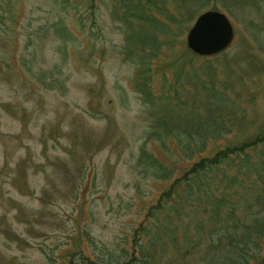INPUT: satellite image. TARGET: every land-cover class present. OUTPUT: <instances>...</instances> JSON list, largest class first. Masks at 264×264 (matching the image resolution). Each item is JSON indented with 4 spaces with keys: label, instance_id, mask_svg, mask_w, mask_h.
I'll list each match as a JSON object with an SVG mask.
<instances>
[{
    "label": "rangeland",
    "instance_id": "rangeland-1",
    "mask_svg": "<svg viewBox=\"0 0 264 264\" xmlns=\"http://www.w3.org/2000/svg\"><path fill=\"white\" fill-rule=\"evenodd\" d=\"M185 1L142 6L161 18L180 15L170 25L174 36H159L172 42L156 54L148 50L154 54L144 60L147 53L125 41L137 21H125L113 0H9L0 51L15 54L29 40L25 54L33 50L35 60L29 69L0 62V264H70L101 256L98 247L122 242L166 188L168 181L145 176L136 165L152 110L135 83L137 62L150 63L157 95L165 87L162 71L169 79L181 77L176 87L184 97L203 93L204 85L226 88L235 107L219 106L232 129L220 144L250 142L264 131V0ZM208 9L228 17L233 38L216 56H198L186 47L185 34ZM57 19L73 39L62 40L48 27ZM256 149H250L253 159Z\"/></svg>",
    "mask_w": 264,
    "mask_h": 264
},
{
    "label": "trees",
    "instance_id": "trees-1",
    "mask_svg": "<svg viewBox=\"0 0 264 264\" xmlns=\"http://www.w3.org/2000/svg\"><path fill=\"white\" fill-rule=\"evenodd\" d=\"M150 1L113 0V4L123 8L125 21L134 17L138 23V29L130 28L125 41L131 45L134 40L140 51L146 54L153 50L156 54L162 44L172 42L171 38L162 41L159 36H174L170 25L178 23L180 15H151L142 9L144 4L153 3ZM129 3L135 9L128 10ZM10 18L9 0H0V39L7 37ZM76 21L81 29L85 28L82 14ZM48 27L62 40L74 37L61 19ZM148 29L155 33H148ZM145 34L150 41H145ZM28 45L29 40L15 54L0 51V62H18L29 69L35 52L26 55ZM64 50L59 49L61 57ZM131 50L128 45L127 55ZM151 54L147 53L144 60ZM137 63L141 67L135 73V83L142 103L150 104L152 110L136 165L143 175L168 181V185L126 232L122 242L112 248L101 245V256H81L70 264H264V131L250 142L220 144L221 138L229 140L232 129L220 117L219 106L235 107L226 88L204 85L203 93L184 97L176 87L183 82L181 77L169 79L162 71L159 78L165 87L157 95L151 90L150 63ZM46 87L54 86L48 83ZM148 142H154L155 147H147ZM254 146L258 155L253 159L250 149Z\"/></svg>",
    "mask_w": 264,
    "mask_h": 264
},
{
    "label": "water",
    "instance_id": "water-1",
    "mask_svg": "<svg viewBox=\"0 0 264 264\" xmlns=\"http://www.w3.org/2000/svg\"><path fill=\"white\" fill-rule=\"evenodd\" d=\"M233 38L228 17L219 10L196 15L185 34L186 47L198 56H212L226 49Z\"/></svg>",
    "mask_w": 264,
    "mask_h": 264
}]
</instances>
